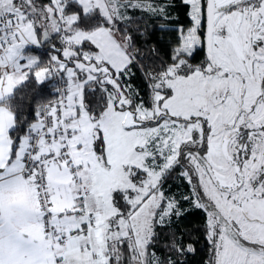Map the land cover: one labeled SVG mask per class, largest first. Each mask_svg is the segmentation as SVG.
<instances>
[{
    "label": "snow or ice",
    "instance_id": "6c2138e0",
    "mask_svg": "<svg viewBox=\"0 0 264 264\" xmlns=\"http://www.w3.org/2000/svg\"><path fill=\"white\" fill-rule=\"evenodd\" d=\"M200 252L264 264V0H0V264Z\"/></svg>",
    "mask_w": 264,
    "mask_h": 264
},
{
    "label": "trees",
    "instance_id": "16d2710c",
    "mask_svg": "<svg viewBox=\"0 0 264 264\" xmlns=\"http://www.w3.org/2000/svg\"><path fill=\"white\" fill-rule=\"evenodd\" d=\"M156 37H153V40H155ZM38 54H40L42 57H46L48 54V49L47 47L43 48V49H39L37 50ZM27 93L31 96V97H36L37 93H41V97L42 99L44 98H52L51 97V90L45 86L43 91L41 92L40 89L36 88L35 83H32L30 85H28L27 88ZM202 215L201 216H190L188 221H186L187 224L191 225L192 223H200L202 222ZM204 258V253L200 252L193 260V264H199V262Z\"/></svg>",
    "mask_w": 264,
    "mask_h": 264
}]
</instances>
